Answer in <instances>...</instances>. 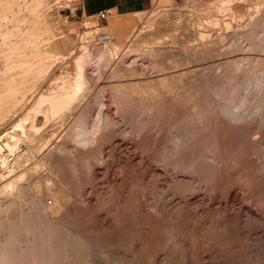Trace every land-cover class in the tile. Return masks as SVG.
I'll return each mask as SVG.
<instances>
[{
  "label": "rangeland",
  "instance_id": "1",
  "mask_svg": "<svg viewBox=\"0 0 264 264\" xmlns=\"http://www.w3.org/2000/svg\"><path fill=\"white\" fill-rule=\"evenodd\" d=\"M166 1L150 0V2L143 10L126 14L111 12L107 18L102 19L99 18L98 14L81 16L76 10L79 0H47L46 2L48 3L47 5L49 7L48 8L47 5H45L48 8L47 12L52 10L50 11V14H52L50 16H48L47 14L46 20L49 23H52H48L49 27H51L52 29L51 30L49 28V31L51 30V34H55L56 37H60V39H57V44L54 41V43H46V45L45 42H42L43 45H41L42 43L39 45V47L41 46L42 48L41 49L38 47L41 50L42 54L40 56L41 60H39L37 65L35 64L34 68L30 72L31 74L25 73L24 66V68L21 66L19 68H13V70H10L8 73H4V70L0 69L1 83H4L5 80L7 81L12 77H15L17 80H19L20 77H22V79L23 77H25L23 81H21L20 87L15 91L17 98L15 99L14 97L11 100V102L13 101L14 103L10 102V105H15H11V109L9 107L2 108L3 111L4 109H10V113L6 118L0 121V140L2 139L0 141V177L3 178V180L1 179L3 182L7 184L8 182L11 183L8 184L6 188H3L0 185V190L4 191L5 189H7L8 192L9 190L11 192V190L13 189L12 192L16 193L15 194L11 192V195L9 194L10 192H7V194L10 195L8 196L3 191H0V223L5 225L4 226L0 224V238L2 236V239L4 241V239L7 238V235L8 237H10L11 235L17 240L19 248L18 252L21 254L20 257H22V259L24 258L23 260L21 259L23 262H25V260L27 261V259V262H30V259H32V257H38V254L45 255L40 249L37 250L38 247L34 246L35 237L37 238L41 233L38 231V228L45 227L42 230H47L48 232H46V234L50 235V237L44 235L45 237L50 238V240L48 239V241L51 242L50 247H53L54 245L52 244V241H54L53 243L55 244L57 243L53 248H50L49 258L53 257L51 260L58 259L60 261L62 259V264H264V0H256L257 2H255V0H244V2L243 0H232V2L234 3L230 1L231 9L229 8L226 10H217L215 8H212V10L210 9L211 12H215H212L211 14H207L208 12L210 13V11H208L206 8V6L208 5L207 0H177V2L179 1L178 4L173 3L176 0ZM218 1L220 2V0ZM205 2H207V5L205 4ZM51 4L54 7H52ZM45 6L42 9H45ZM205 8L207 11L205 10ZM54 9L55 11H53ZM167 9H170L169 11L171 12L173 10L172 13H174L171 14L173 16H171L169 13L171 23L168 21L169 18L168 20H166L165 18L167 17L164 18L162 16V14L164 15L165 13H167ZM257 10L260 13H256ZM185 11L188 13H186ZM175 12H177L176 15ZM203 12L206 14H203ZM201 13L203 16L201 15ZM241 13L243 14L241 15ZM193 14L194 16H192ZM237 14L239 18L237 17ZM158 15L160 18H163H157ZM208 15H212V17L209 18ZM197 16L202 17H199V19ZM175 17L177 18L175 19ZM212 18L217 19L219 23H210V19ZM177 19L179 20L178 22ZM187 19H189V21L192 20L191 23L187 21L186 24V22L184 21H186ZM198 20H200L201 23L195 26V23L200 22ZM223 20L225 21L224 23ZM176 22L178 24L180 23V26H182L179 27ZM228 22L230 23V25ZM188 23L190 25H188ZM225 23L228 25V28ZM142 25H144L145 27H142ZM150 25L152 27H150ZM167 26L169 27V29ZM174 26H178L179 28H176ZM121 29L126 30V33L130 32L132 29H138V31L141 30V36L144 37L146 35L145 37H147L149 40L148 41L146 40V38H143V44L146 45V47L144 48L146 49L148 47L149 49H151L153 47L152 44H155L154 46H156V44L159 45V43L163 46H165V44L166 46L168 44L169 46L170 44L173 45V47H176L175 52V48L173 47H171L173 51H165V53L170 52L169 54H174L173 57H170L172 56V54L169 56L168 53L167 56L166 54L163 55L164 52L160 55L157 54L158 56L154 54L156 56L155 59L154 55H152L151 57H147L148 53L146 55H142V52H140L141 54L139 56V52H137L138 54L136 53V51H134L135 54L134 52L131 53L129 49L131 50L132 48H127L129 47V43L123 41L125 40L123 37L121 39V37L118 36L117 31ZM145 29H148L149 31ZM160 29L164 31H161ZM196 29L201 31L203 34L204 32L205 34L208 33L206 34V36H208L205 37V39L207 38L208 41L212 38V40L215 41V44L212 45L213 47H210V50L208 49V55H202L204 58L200 56L198 58L199 60L197 59L198 56H196V58H193V56H195L194 53L193 56H189V54H191L190 52L193 50L192 47L195 48L196 45H200L199 43L203 38H201L200 36L201 39H199V35L192 32ZM142 30L143 33L144 31L147 32L142 35ZM152 30L153 32H151ZM154 30L156 31V33L157 30L158 32H161H159V34H156L154 33ZM168 31L170 32V35ZM150 34L152 35L150 36ZM147 35H149L151 38ZM157 35H160L161 37L159 38ZM162 36H166L167 39L164 40ZM142 37H140V41H142ZM173 37L175 39L177 38V41H175ZM179 37H182V39L180 38V40H178ZM161 38L163 41H161ZM168 38H170V40ZM117 39L119 40V42L122 40L125 44L123 45V42H121L120 47L119 45H117L116 48H114L115 50L112 49L117 54L111 50L113 52L112 56L114 57V59H109L110 61H115H112V63L106 59L107 61H109L108 63H106L104 61L105 54L102 55L104 49L106 50L109 46L111 47L112 41H116ZM205 39L203 41H205ZM144 40L148 42L145 41L144 43ZM150 40L152 41V43ZM191 43H193L194 45L196 44L195 47L193 44L192 46ZM204 43L202 42V45L200 47L203 48V45H205ZM84 44L86 45L85 48L83 46ZM189 46L192 47L190 48ZM117 47L120 49H118ZM184 48H190L191 51L190 49L185 50ZM213 48H217V50ZM125 50H127V52ZM184 50L187 51V54L186 52H182ZM69 51L73 52H71L70 54ZM124 51L126 54H124ZM128 51L130 52V54ZM84 52H88V58H90V60L87 58L89 61L87 60L88 63L85 62V66H87L85 68L90 75H95L93 81L89 82L90 88L88 89V93L86 88L85 90H81L82 93L80 92V94L76 96L77 98L73 99V103L68 106L69 109L66 108L65 111H62V113H57L60 115L56 116L54 114V117L50 116V114L47 117L48 119L44 117V111L48 109V105L46 103L45 105H42L41 110H43L41 111V113L39 112V119L37 118L36 120H34V112L31 111V106H33L35 101H37V97H39L43 93H48L49 89H52L53 87V90L55 89V87H57L55 90L61 89L64 91L65 87H67L66 85L69 83H71V85L69 84L70 86H68L71 88V90L73 89L72 83L74 84V82L72 81L76 79L75 76L77 73L76 57L82 55ZM65 53L66 55L63 56V54ZM121 53H123L122 55L125 56H122ZM106 54L108 55L109 52H106ZM209 54L211 56H209ZM216 55H218V57ZM164 56H169L170 59L164 58ZM63 57L66 59H64ZM99 57L101 58L99 59ZM115 57L117 59H115ZM121 57L122 66L130 67L133 65L132 67L135 68L141 67L139 68L141 69L139 71V74L135 76L132 75L133 77H131L130 75L127 78L124 77L123 79L121 77L119 78L118 76L110 77L109 73L111 72L112 74V70L114 68H112V66H115L114 63H116V61L118 60H121ZM124 57L125 59H123ZM157 57L161 60H164L161 61ZM152 58L156 61L159 60V64L166 66V71L168 70L173 72L177 70L179 73L181 71V73L185 72L186 74H188L186 75L182 73V78V74L176 73L178 74L177 76H180L178 77V79H171L174 84L169 79L171 83L169 84L167 83L168 81L166 82L168 84L166 85L168 86L167 89L163 88L164 90H162L160 88L161 92L158 89L159 93H162L161 95L156 90L157 88H159L156 84V89L154 87H150L151 89L144 88V90L143 88H141L140 90L144 91L142 93H138L139 89L136 90V92L133 90L134 96L131 97V95L133 94L131 93L129 97L125 98L124 96L122 97L121 93H124L126 89L121 88V90L119 91L121 97L116 99L118 97L117 94L115 95L116 90L110 87V84L124 80H127V82L135 81V79L143 77V75L140 74L142 68L144 70L146 68V74L144 70L142 71L144 72V77L146 76L148 77V79H150V77L153 78L152 76H157L156 74H158L159 72H157V69L152 67ZM175 58L177 63H175ZM92 60L95 61L93 62ZM98 60H101V62L104 61V65ZM131 60H133V62ZM168 60V64H170V66H168L166 63ZM252 60L254 62H252ZM178 61H180L181 63ZM225 61L226 64H224ZM3 62L4 59L3 61H0V67L4 64ZM96 62L102 65H97ZM125 62L130 64L128 65ZM171 62L173 63V65ZM256 62L257 65L259 63V65H262L263 67L259 65V67H257ZM261 62L262 64H260ZM105 63L107 65L109 64L110 66L106 67ZM124 63L125 65H123ZM209 65L214 67H208ZM122 66L121 68H123ZM230 66H232L233 68ZM248 67L249 70L251 69L253 71H256L249 72ZM186 68H189L190 70H187ZM193 68L197 70V72L194 71L196 74H198L197 76L194 72H192L194 70ZM204 69H206L207 71ZM39 70H43V72H41V74H38V77L37 73H39ZM150 70L152 71V75ZM226 71L228 73H226ZM191 73L192 75L190 76L189 74ZM223 73H225V75ZM231 73L232 75H230ZM4 75H6V77L9 76L10 78L8 77V79H5L6 77ZM177 76L175 75V77ZM190 77L195 78L196 80L193 79V82L191 83V81H188L192 79ZM233 79L235 82L233 81ZM60 85L61 87L63 85L64 89L63 87L59 88ZM170 85H172V90L169 89V92L173 91L170 93H176L175 96L178 94L176 98L174 97V94L172 96L169 92H167ZM180 86L183 87L181 88ZM232 87L234 89H232ZM178 88H180L181 90ZM103 89L105 90V92ZM145 89L147 92L145 91ZM71 90H68L66 88V92H71ZM151 91H155V94L158 93L160 97H162V100L160 101V103H162L158 104V106H160L158 107L156 105L157 107L155 106L154 110H152L151 113L141 114L140 112H138L139 114L137 113L136 116H133V112H135V110L133 109L135 108L137 110V108L140 107V104L145 98L152 97L151 95H153L154 93H151L150 95ZM212 91L214 93H212ZM84 94H86L87 96ZM20 96L24 99H21ZM164 96H169L171 100L173 98L175 99L171 101L169 97L167 99ZM160 97L157 96V98L161 99ZM177 98H179V101ZM185 98H188L190 100L192 99V102L187 99L185 100ZM224 99H226L227 101ZM20 100L22 102H20ZM181 100H185L184 102L189 101V103H183V101ZM17 101L19 103H17ZM167 101L169 102L167 103ZM255 103H257L258 105ZM219 104L222 106H220ZM195 105L197 106V108L198 106H200L201 108L199 107L197 109ZM221 108H223L224 110H221ZM196 110L198 112H194ZM222 111L224 113L226 111L225 114L227 116H224L225 114ZM64 112L66 115L64 114ZM188 112L189 115H187ZM256 112L257 114H255ZM149 114H153V117L152 115L149 116ZM245 114H247L248 116H244ZM193 115L195 116L192 117ZM185 116L191 117L189 120H186L187 117ZM237 116H239V119L237 118ZM147 117L150 118V120ZM200 117L202 118V121ZM180 119L183 120L178 121ZM237 120L238 122H236ZM33 121H36V124L38 123L36 126H38L37 129H39L38 134L36 135L34 132L32 133V130L29 127L30 124L33 123ZM186 121H188V123ZM180 124H183L186 127H184L183 125V127H180ZM75 125H78V127H76ZM174 125H177V128ZM159 128L162 129L159 130ZM184 128L185 131H187L186 133H188L189 135H185ZM29 129L31 131H29ZM178 131L181 132L178 133ZM13 132H19V135L22 134V136L16 135L12 138L11 133ZM29 132L33 134H31V137L28 136L29 134H27ZM88 132L90 133V135L88 134ZM8 133H10L11 137L8 135L6 136L5 140V136L3 135H7ZM39 134H45L44 136H46L45 138H47L45 139L47 141L45 151L47 153H52H48L46 155V157L48 158H46V160L44 158L45 163L41 164V167L38 166L39 168L37 167L36 171L31 167L41 159V154L38 151H34L32 153V156L30 157L31 159L29 158L28 160H26V158L23 157V159L25 160H23V162L25 163H23L21 160L20 162H18L19 165L14 163V160L11 159V156L9 160H6L5 157L11 154L10 147H13L12 145H10L13 141L9 142L8 138H12L14 140L16 137H22V139H19L20 141L17 142L16 140L18 147L17 149L19 153H24L23 155L26 156L25 152L29 153L31 151L32 145L36 143H42L41 141H39V138L36 137ZM176 134L178 135L176 136ZM191 134H193L194 136H191ZM80 135L81 137H79ZM171 135L174 140L171 138ZM174 135L178 140L180 139V143L181 137H183V135L187 137H183L184 140L182 139L183 142L181 143L180 147H176L173 144L176 143V138ZM1 136L4 138H2ZM23 136H26L28 139L26 137V139H23ZM189 136H191L193 140L191 138H188ZM91 137L93 141L91 140ZM186 142L190 143L186 144ZM85 143L88 144L86 145ZM208 144L210 146H208ZM59 145L63 148V150ZM57 147H59L60 150H58L59 148ZM97 150L98 152H95ZM83 152H85V154H83ZM94 154H96L98 157ZM48 159L49 161H47ZM5 164L7 165V167ZM197 166L200 167L198 168ZM15 167L16 169H14ZM12 169L13 171H11ZM7 171L11 175L7 173ZM2 174L4 175L2 176ZM18 176L19 178H17ZM21 177L23 179H21ZM16 178L18 180V183H15L17 181ZM11 180L14 181L12 182ZM2 181L0 182V184L2 183ZM46 183L49 186L45 185ZM15 185H18V187H15ZM12 186L15 188H13ZM27 189H29V191ZM20 191H22V194ZM31 192L33 193V195H31ZM58 192H60V195L58 194ZM53 196L54 198L57 197V201L59 198V202L56 204L58 205L59 203H61L63 206L60 204L61 207L60 205H58V207L54 206L55 208H49L50 211L49 209L47 211H42L45 209H43L42 207L41 210V203L46 201L47 204L51 205L52 203H54ZM36 197L39 199H36ZM1 201L4 203H2ZM11 201H13V204H11ZM28 201H30V204H28ZM16 202L19 204L17 205ZM38 206L40 209H38ZM5 207L8 208V211ZM12 207L14 208L11 212V210L9 209H11ZM56 207L58 208V210ZM54 210H57L58 212ZM13 213L15 216L13 215ZM53 213L54 216H52ZM55 216H57V218ZM11 217L13 218V220H11ZM38 217L39 219H41L39 220ZM9 218L11 222L8 220ZM7 220L10 224L7 223ZM3 221L6 223H4ZM43 223L44 225H46L40 226ZM61 224L63 228L66 227V230L62 229ZM8 227H10V230L13 228V231L11 230V232H9L10 230L8 229ZM27 227L29 229H27ZM33 227L37 228H35L36 231ZM56 227L58 229H56ZM52 228L54 231L51 230ZM37 231L39 233L38 236ZM34 233L36 236L34 235ZM2 239H0L1 242H3ZM26 239L27 241H25ZM62 239H64V241ZM66 239L67 242H65ZM29 240L31 242H29ZM58 242L61 243L59 244ZM69 242H71V246L69 245ZM26 244L29 245L30 249H32L33 254H36L35 256L32 254L31 250L28 249V246H26ZM33 246L34 249L37 248L35 251L33 250ZM24 248L26 249V251L28 249V253L24 250ZM21 249H23L24 252L21 251ZM62 253L63 255H61ZM23 254H25L26 256ZM45 256V259L48 260L47 255ZM54 256H57L58 258H55ZM37 259L39 260V258ZM45 259L43 257L40 258L41 263H43ZM58 260H56V262ZM61 262L58 261L57 264H61ZM53 264H55V261Z\"/></svg>",
  "mask_w": 264,
  "mask_h": 264
},
{
  "label": "bare ground",
  "instance_id": "2",
  "mask_svg": "<svg viewBox=\"0 0 264 264\" xmlns=\"http://www.w3.org/2000/svg\"><path fill=\"white\" fill-rule=\"evenodd\" d=\"M47 0H0V61H3V59H4V64L0 67V69H2V70H4V73H8L10 70H13V68H16V67H23L24 68V71H25V73H30L31 71H32V69L34 68V66H35V64L37 65V63L39 62V60H41V50L39 49V48H41V46L39 47V45L42 43V42H45V45H46V43H54V41H55V43L57 44V39L59 38L60 39V37H56V35L55 34H51V27H49V24H52V23H49L46 19H47V14H48V16H50L51 14H50V11H52V10H50L49 12H47V9L49 8L48 7V3L46 2ZM49 1V0H48ZM163 1V0H162ZM166 1V0H165ZM168 1V0H167ZM166 1V2H167ZM170 1V0H169ZM206 1V0H205ZM232 2V0H220V2L217 0H207V2H208V5H207V2H205V4L207 5H205L206 6V8H207V10L208 11H210V13L208 12L207 14H211L212 12H215V11H212L211 12V10H212V8H215V9H217V10H226V9H229L230 8V3ZM258 1V0H257ZM256 0H255V2H257ZM179 2V1H178ZM178 2H177V0L175 1V2H173V3H175V4H178ZM193 2V1H192ZM196 2V1H195ZM241 2V1H240ZM240 2H238V3H240ZM243 2H244V0H243ZM243 2H242V4H243ZM246 2V1H245ZM250 2V1H249ZM53 3V2H52ZM56 3V2H55ZM232 3H234V2H232ZM237 3V4H238ZM254 3V2H253ZM261 3V2H260ZM174 4V5H175ZM252 4V3H251ZM45 5H47V7L45 6ZM52 5V4H51ZM171 5V4H170ZM188 5V4H187ZM232 5H234V4H232ZM247 5V4H246ZM44 6H45V9H42V8H44ZM56 6V5H55ZM177 6V5H176ZM197 6V5H196ZM239 6V5H238ZM250 6V5H249ZM52 7H54L53 5H52ZM57 7V6H56ZM63 7V6H62ZM168 7V6H167ZM178 7V6H177ZM241 7V6H240ZM180 8V7H179ZM178 8V9H179ZM206 8H205V10H206ZM209 8V9H208ZM171 9H172V7H171ZM173 9H174V7H173ZM177 9V10H178ZM195 9V8H194ZM211 9V10H210ZM231 9V8H230ZM168 11H167V13H165L166 12V9H165V16L162 14V16L165 18V17H167V18H165L166 20H168V18H169V22L171 21L170 20V16H169V13H170V15L171 14H174V13H172L173 12V10H172V12L171 11H169L170 9H167ZM206 10V11H207ZM53 11H55V9L53 10ZM162 11V10H161ZM234 11H236V10H234ZM243 11V10H242ZM255 11V10H254ZM260 11V10H259ZM47 12V13H46ZM163 12V11H162ZM182 12V11H181ZM186 12V11H185ZM184 12V13H185ZM218 12V11H217ZM230 12V11H229ZM232 12V11H231ZM246 12H247V10H246ZM54 13V12H53ZM183 13V12H182ZM186 13H188V12H186ZM185 13V14H186ZM219 13V12H218ZM235 13V12H234ZM245 13V12H244ZM256 13H260V12H258V10H257V12ZM256 13H254V14H256ZM177 14V12H175V15ZM189 14H190V12H189ZM192 14V13H191ZM200 14V13H199ZM203 14H206V13H204L203 12ZM217 14V13H216ZM223 14V13H222ZM243 13H241V15H242ZM248 14V13H247ZM253 14V13H252ZM179 15H183V14H179ZM178 15V16H179ZM201 15H202V13H201ZM215 15V14H214ZM214 15H213V17H214ZM219 15V14H218ZM221 15V14H220ZM258 15V14H257ZM264 15V14H263ZM59 16V15H58ZM171 16H173V15H171ZM192 16H194V14L192 15ZM203 16V15H202ZM202 16H199V17H202ZM206 16V15H205ZM209 16V18L210 17H212V15H208ZM224 16H226V15H224ZM228 16V15H227ZM240 16V15H239ZM46 17V18H45ZM157 17V16H156ZM155 17V18H156ZM163 17H161V18H163ZM182 17V16H181ZM198 17V16H197ZM196 17V18H197ZM198 17V18H199ZM216 17V16H215ZM237 17H238V14H237ZM259 17V16H258ZM257 17V18H258ZM157 18H160L159 17V15H158V17ZM160 18V19H161ZM177 17H175V19H176ZM183 18V17H182ZM189 18V17H188ZM193 18V17H192ZM222 18H224V17H222ZM234 18V17H233ZM239 18V17H238ZM241 18H243V17H241ZM261 18V17H260ZM159 19V20H160ZM174 19V18H173ZM179 19V18H178ZM177 19V22L179 21ZM184 19V18H183ZM190 19H191V17H190ZM200 19V18H199ZM207 19H208V17H207ZM259 19V18H258ZM49 20V19H48ZM182 20V19H181ZM211 20V21H210ZM209 21H210V23L211 22H213V23H215V24H217V23H219V21L217 20V19H214V18H212V19H210ZM229 20V19H228ZM51 21V20H50ZM172 21H174V20H172ZM184 21V20H183ZM187 21H189V19H187L186 21H184V22H186V24H187ZM192 21V20H191ZM191 21H189L190 23H191ZM198 21H200V20H198ZM222 21V20H221ZM232 21V20H231ZM151 22V21H150ZM156 22V21H155ZM176 22V23H177ZM225 21L223 20V23H224ZM264 22V21H263ZM49 23V24H48ZM121 23V22H120ZM171 23V22H170ZM174 23V22H173ZM183 23V22H182ZM201 23V21L200 22H198V23H195V26L197 25V24H200ZM212 23V24H213ZM226 23H227V21H226ZM225 23V25H227ZM229 23V22H228ZM148 24V23H147ZM157 24V23H156ZM161 24V23H160ZM178 24V23H177ZM185 24V25H186ZM222 24V23H221ZM114 25V24H113ZM124 25V24H123ZM145 25V24H144ZM144 25H142V27L144 26ZM174 25V24H173ZM179 25V27H181L180 26V23L178 24ZM188 25H190L189 23H188ZM194 25V24H193ZM220 25V24H219ZM218 25V26H219ZM229 25H230V23H229ZM47 26V27H46ZM51 26V25H50ZM125 26V25H124ZM149 26V25H148ZM162 26V25H161ZM202 26V25H201ZM44 27H45V29H44ZM115 27V26H114ZM134 27V26H133ZM137 27V26H136ZM145 27V26H144ZM147 27V26H146ZM150 27H152L151 25H150ZM163 27H165V26H163ZM168 27V26H167ZM171 27H172V25H171ZM174 27H178V26H174ZM178 27V28H179ZM49 28L51 29L50 31H49ZM129 28V27H128ZM127 28V29H128ZM157 28V27H156ZM160 28V27H159ZM159 28H158V30H159ZM175 28V29H176ZM185 28V27H184ZM183 28V29H184ZM189 28V27H188ZM226 28V27H225ZM227 28H228V25H227ZM109 29V28H108ZM112 29V28H111ZM117 29V28H116ZM142 29V28H141ZM162 29V28H161ZM160 29V30H161ZM165 29V28H164ZM168 29H169V27H168ZM167 29V30H168ZM182 29V30H183ZM190 29V28H189ZM192 29V28H191ZM203 29V28H202ZM105 30H106V28H105ZM114 30H115V28H114ZM145 30H147V31H149L148 29H145ZM158 30H157V33L159 34V32H161V31H164V30H161V31H159L158 32ZM166 30V29H165ZM172 30V29H171ZM185 30V29H184ZM113 31V30H112ZM141 30H139L138 31V29L136 30V29H132L130 32H128V33H126V30H123V29H121V30H118L117 31V33H118V36L119 37H121V39H122V37L125 39V40H123V41H125V42H127V43H129V47H127L128 49L129 48H132L131 50L129 49V51H131V53H133L134 51H136V53L137 52H139V54H138V56L141 54L140 52H142V55H146L147 53H148V56L147 57H151L152 55H154V54H156V56H158L157 54H161V53H163V55L164 54H166V56L170 53H168V52H166L165 53V51H170V50H172V48L171 47H173V45H171L170 44V46H169V44L166 46V44H165V46H163V45H161L160 43H159V45H157L156 44V46H154L155 44H152L153 45V47H152V45H151V49H149V47H148V44H147V49L146 48H144V47H146V45H144L143 44V38L145 39L146 38V40H148V38L147 37H142L141 36V32H140ZM146 31V32H147ZM155 31V30H154ZM170 31V30H169ZM168 31V33H169V35H170V32ZM175 31V30H174ZM145 31H144V33H146ZM151 32H153V30L151 31ZM151 32H149V33H151ZM189 32V31H188ZM193 33H195V34H198L199 36V39H201L202 37V41L199 43L200 45H196V47H195V45L193 44V43H191V45L193 44L194 45V47L195 48H193L192 46V51H191V47L189 48L190 49V53L192 54H189V56L191 57V56H193V53H194V55L195 56H193V58H196V56H198L197 57V59L200 57V56H204V55H208L207 53H209L208 51L210 50L209 48L210 47H213L212 45L213 44H215V41L214 40H212V39H210L209 41H208V39L206 40L205 39V37H207L206 36V34H208V33H206L205 34V32H204V34L201 32V31H199V30H194V31H192ZM112 33H114V32H112ZM142 33H143V30H142ZM144 33L142 34V35H144ZM154 33H156V31L154 32ZM153 33V34H154ZM156 33V34H157ZM162 33H164V32H162ZM161 33V34H162ZM172 33V32H171ZM175 33V32H174ZM177 33V32H176ZM51 34V35H50ZM92 34V33H91ZM156 34H155V36H156ZM167 34V33H166ZM184 34H186V33H184ZM152 34H150V36H151ZM182 35V34H181ZM112 36V35H111ZM115 36V35H114ZM142 37V41H140V37ZM147 36H149V35H147ZM149 36V37H150ZM154 36V35H153ZM158 36V35H157ZM168 36V35H167ZM174 36V35H173ZM195 36V35H194ZM200 36H201V38H200ZM211 36V35H210ZM89 37H91V36H89ZM159 38L161 37L160 35L158 36ZM157 37V38H158ZM165 37V38H164ZM162 36V38L165 40V39H167L166 38V36ZM175 37V36H174ZM173 37V38H174ZM177 37H178V35H177ZM187 37V36H186ZM151 38V37H150ZM149 38V39H150ZM154 38V37H153ZM162 38H161V41H163L162 40ZM180 38L182 39V37H179L178 38V40H180ZM62 39V38H61ZM119 39V38H118ZM117 39V40H118ZM169 40H170V38H168ZM177 39V38H176ZM175 38H174V40L175 41H177ZM189 39V38H188ZM205 39V41H203ZM216 39V38H215ZM112 41V45H111V47L109 46V45H107V46H109L108 47V49H104V52L103 51H101V52H103V54L102 55H104V57H105V59H104V61L106 62V63H108L109 61H110V59L112 58V59H114V57L112 56V51H114L115 49L114 48H116V46L117 45H119V47H120V43L121 42H123L122 40L119 42V40L118 41ZM146 40H144V43H145V41ZM153 40V39H152ZM158 40V39H157ZM160 40V39H159ZM172 40V39H171ZM193 40V39H192ZM59 41V40H58ZM149 41V40H148ZM148 41H146V42H148ZM151 41V40H150ZM154 41V40H153ZM161 41H159V42H161ZM174 41V42H175ZM188 41V40H187ZM199 41V40H198ZM208 41V42H207ZM140 42H142V43H140ZM158 42V41H157ZM156 42V43H157ZM166 42V41H165ZM167 42H168V40H167ZM183 42V41H182ZM190 42H191V40H190ZM204 43L205 45H203L204 47L202 48V47H200L202 44L201 43ZM217 42V41H216ZM61 43V42H60ZM151 43H152V41H151ZM196 43V42H195ZM255 43V42H254ZM258 43V42H257ZM256 43V44H257ZM108 44V43H107ZM111 44V43H110ZM125 43L123 42V45H124ZM162 44H164V43H162ZM183 44V43H182ZM182 44H181V46H182ZM217 44V43H216ZM260 44V43H259ZM258 44V45H259ZM41 45H43V43L41 44ZM52 45V44H51ZM144 45V46H143ZM189 45V44H188ZM54 46V45H53ZM84 46V48H85V44L83 45ZM175 46V45H174ZM180 46V45H179ZM253 46H255V45H253ZM257 46V45H256ZM39 47V48H38ZM46 47V46H45ZM49 47V46H48ZM59 47V46H58ZM73 47V46H72ZM124 47V46H123ZM264 47V46H263ZM118 48V47H117ZM126 48V49H127ZM173 48H175L174 49V52H175V50H176V47H173ZM183 48V47H182ZM258 48V47H257ZM42 49V48H41ZM46 49V48H45ZM45 49H44V51H45ZM51 49V48H50ZM72 49V48H71ZM112 49H114V50H112ZM118 49H120V48H118ZM127 49V50H128ZM149 49V50H148ZM178 49V48H177ZM181 49V48H180ZM185 49V48H184ZM186 49H188V48H186ZM185 49V50H186ZM188 49V50H189ZM209 49V50H208ZM213 49H216L217 50V48H213ZM255 49V48H254ZM263 49V48H262ZM262 49H261V51H262ZM63 50V49H62ZM112 50V51H111ZM117 50V49H116ZM127 50H125L126 52H127ZM133 50V51H132ZM183 50V49H182ZM182 51V52H186V54H187V51ZM47 51H48V49H47ZM55 51V50H54ZM109 52V54L107 55L106 54V52ZM125 51H124V54H126L125 53ZM128 51V52H129ZM148 51V52H147ZM173 51V50H172ZM259 51V50H258ZM43 52V51H42ZM53 52V51H52ZM67 52H68V50H67ZM66 52V53H67ZM71 52H73V51H71ZM71 52L69 51V53L71 54ZM115 52V51H114ZM118 52V51H117ZM121 52H123V51H121ZM213 52V51H212ZM218 52V51H217ZM45 53H46V51H45ZM64 53V52H63ZM66 53L65 54H63V56H65L66 55ZM116 53V52H115ZM115 53H114V55H115ZM168 53V54H167ZM211 53V52H210ZM262 53V52H261ZM55 54V53H54ZM87 54V55H86ZM117 54V53H116ZM123 53H121V55H122ZM129 54H130V52H129ZM134 54H135V52H134ZM149 54H150V56H149ZM172 54V53H171ZM171 54H169V56L171 55ZM184 54V53H183ZM44 55V54H43ZM51 55V54H50ZM90 55H91V53H90ZM118 55H119V53H118ZM141 55V56H142ZM162 55V56H163ZM173 55L174 54H172V56H170V57H173ZM182 55V54H181ZM253 55V54H252ZM54 56V55H53ZM56 56V55H55ZM96 56V55H95ZM112 56V57H111ZM122 56H125V55H122ZM127 56V55H126ZM137 56V55H136ZM140 56V57H141ZM155 55H154V59H155V57H156ZM162 56H160V57H162ZM169 56L168 57H165L164 56V58H169ZM188 56V55H187ZM202 56V57H203ZM205 56V57H206ZM209 56H211L210 54H209ZM217 57H218V55H216ZM256 56V55H255ZM48 57H49V55H48ZM102 57V56H101ZM101 57H99V59L101 58ZM103 57V58H104ZM118 57V56H117ZM120 57V56H119ZM140 57H138V58H140ZM146 57V56H145ZM186 57V56H185ZM64 58V57H63ZM88 52L87 53H83L82 55H80V56H78V57H76V65H77V73H76V76H75V80L74 81H72V82H74V84L72 83V85H73V89L71 90V88L69 87L70 85H71V83H69V84H67L66 86L67 87H65V89H64V86H65V84H64V86L62 85V87H63V89H64V91L63 90H61V89H57V90H55L57 87H55V89L53 90V88L52 89H49V92L48 93H43V94H41L39 97H37V101H35V103H34V105L33 106H31L32 108H31V111H33L34 113V120H36L37 118H38V116H39V112L41 113V111L43 110H41V108H42V105H45L46 103H47V105H48V109H46L44 112V117H48L50 114V116H52V117H54L55 115L57 116V115H60V114H57V113H62V111L64 110L65 111V109L67 108V109H69V107L68 106H70V104L71 103H73V99L74 98H77L76 96L77 95H79L80 94V92H81V90H85V88L87 89V93H88V89L90 88V86H89V82L90 81H93V78L95 77V75H90L89 73H88V71L86 70V68L85 67H87V66H85L86 64H85V62H87L88 63V61L90 60V58H88ZM110 58V59H109ZM158 58V57H157ZM188 58V57H187ZM204 58V57H203ZM209 58V57H208ZM248 58V57H247ZM2 59V60H1ZM64 59H66V58H64ZM96 59V58H95ZM109 60V61H107V60ZM115 59H117L116 57H115ZM123 59H125V57L123 58ZM135 59H136V57H135ZM134 59V60H135ZM147 59V58H146ZM153 59V58H152ZM153 59V60H154ZM159 59V58H158ZM163 59V58H162ZM170 59V58H169ZM179 59V58H178ZM183 59V58H182ZM256 59V58H255ZM260 59V58H259ZM262 59V58H261ZM88 60V61H87ZM102 60V59H101ZM101 60L99 61V62H101ZM139 60V59H138ZM143 60V59H142ZM149 60H151V59H149ZM153 60H151L152 62L151 63H153L152 64V67L153 68H155V69H157V72H159L158 74H156L157 76H152L153 78H151L150 77V79H148V77H144V72H142L144 69L142 68V71L140 72V74H142L143 75V77H139V78H137V79H135V81H128L127 82V80L125 81H117L116 83H112V84H110L111 86L110 87H112V88H114V90H116V93H115V95L117 94V98L116 99H118L119 97H121V94H122V97L124 96V98L125 97H129L130 96V94L131 93H133L132 95H131V97L132 96H134V92H133V90L136 92V90H140L141 88H143V90H144V88H146V89H148V88H150V87H154L155 88V86H156V84H157V86L159 87V88H155L156 90H157V92L159 93V91H158V89L160 90V88L162 89V90H164L163 88H166L167 89V87L168 86H166V85H168L167 83H171L172 82V80L171 79H173V78H177L178 79V77L180 76H177L178 74H182V73H184V74H186L185 72H182L181 73V71H180V73L176 70V71H173V72H171V71H166V66H164V65H162V64H159L158 63V61L159 60H161V59H159V60H154V62H153ZM164 60V59H163ZM163 60H161V61H163ZM174 60V59H173ZM199 60V59H198ZM203 60V59H202ZM223 60V59H222ZM264 60V59H263ZM93 61V60H92ZM95 61V60H94ZM93 61V62H94ZM103 61V62H104ZM112 61H115V60H111L110 62H112ZM132 62H133V60H131ZM136 61V60H135ZM144 61V60H143ZM171 61V60H170ZM175 61H176V58H175ZM193 61V60H192ZM219 61V60H218ZM259 61V60H258ZM260 61H262V60H260ZM103 62H101L102 64H103ZM138 62V61H137ZM146 62V61H145ZM164 62H166V61H164ZM168 62H169V60L166 62L167 63V65L168 66H170V64H168ZM178 62H180V61H178ZM196 62V61H195ZM216 62V61H215ZM228 62V61H227ZM252 62H254L253 60H252ZM90 63V62H89ZM92 63V62H91ZM97 63V62H96ZM105 63V65H106V67L107 66H110L109 64L107 65ZM113 63V62H112ZM126 64H128L127 62H125ZM125 63L123 64V65H125ZM136 63V62H135ZM172 63V62H171ZM175 63H177V61L175 62ZM174 63V64H175ZM181 63V62H180ZM184 63H185V61H184ZM188 63H189V60H188ZM201 63V62H200ZM222 63V62H221ZM264 63V62H263ZM40 64V63H39ZM102 64H98L97 63V65H102ZM115 64V66H112V68H113V70H112V74H111V72L109 73L110 75V77L112 76H118L119 78L121 77L122 79L124 78V77H128V76H130L131 75V77H133L132 75H138L139 74V71L141 70V69H139V68H141V67H138V68H135V67H132V66H122V57H121V60H118V61H116V63H114ZM130 64V63H129ZM128 64V65H129ZM133 64V63H132ZM165 64V63H164ZM186 64H187V62H186ZM190 64H191V62H190ZM217 64V63H216ZM224 64H226V61H225V63ZM248 64V63H247ZM253 64V63H252ZM260 64H262V62L260 63ZM104 65V64H103ZM123 67V68H121V66ZM135 65V64H134ZM138 65H139V63H138ZM141 65H143V64H141ZM150 65V64H149ZM148 65V66H149ZM172 65H173V63H172ZM179 65V64H178ZM177 65V66H178ZM181 65V64H180ZM185 65V64H184ZM222 65V64H221ZM227 65H228V63H227ZM256 65H257V62H256ZM255 65V66H256ZM258 65H259V63H258ZM257 65V67H259V66H262V65H259L258 66ZM89 66V65H88ZM93 66V65H92ZM203 66V65H202ZM211 65H209L208 67H210ZM264 66V65H263ZM262 66V67H263ZM38 67V66H37ZM136 67H137V65H136ZM143 67V66H142ZM146 67V66H145ZM212 67H214V66H211V68ZM230 67H232V66H230ZM17 68V69H18ZM89 68V67H88ZM103 68V67H102ZM111 68V69H112ZM152 68V69H153ZM170 68V67H169ZM174 68V67H173ZM178 68V67H177ZM219 68H221V67H219ZM233 68V67H232ZM253 68H254V65H253ZM252 68V69H253ZM37 69V68H36ZM40 69V68H39ZM148 69V68H147ZM172 69V68H171ZM187 69V68H186ZM189 69V68H188ZM187 69V70H188ZM194 70L192 71V72H194V71H196L197 72V70H195V68H193ZM229 69V68H228ZM263 69H264V67H263ZM262 69V70H263ZM107 70V69H106ZM145 70H146V68H145ZM144 70V71H145ZM154 70V69H153ZM186 70V71H187ZM190 70V69H189ZM191 70H192V68H191ZM204 70H206V69H204ZM209 70V69H208ZM248 70H249V67H248ZM255 70V69H254ZM261 70V69H260ZM259 70V71H260ZM23 71V72H24ZM34 71H38V70H34ZM86 71H87V73L89 74H87L86 73ZM111 71V70H110ZM147 71H149V70H147ZM151 71V70H150ZM185 71V70H184ZM207 71V70H206ZM214 71V70H213ZM250 71H253V70H249V72ZM256 71V70H255ZM255 71H253V72H255ZM22 72V71H21ZM41 72H43V70H39V73H37V76H38V74H41ZM95 72V71H94ZM155 72V71H154ZM189 72H191V71H189ZM230 72V71H229ZM33 73V72H32ZM176 73H178V74H176ZM195 73V72H194ZM193 73V74H194ZM220 73V72H219ZM226 73H228L227 71H226ZM252 73V72H251ZM257 73V72H256ZM24 74V73H23ZM31 74V73H30ZM43 74V73H42ZM45 74V73H44ZM100 74H101V72H100ZM103 74V73H102ZM145 74H146V71H145ZM150 74V73H149ZM153 74H155V73H153ZM188 74V73H187ZM186 74V75H187ZM196 74V73H195ZM224 75H225V73H223ZM27 75V74H26ZM151 75H152V71H151ZM175 75L177 76V77H175ZM190 76L192 75V73L191 74H189ZM198 74H196V76H197ZM199 75H200V73H199ZM202 75V74H201ZM227 75V74H226ZM230 75H232V73L230 74ZM229 75V76H230ZM234 75V74H233ZM253 75V74H252ZM255 75V74H254ZM5 77H6V75H4ZM25 76V75H24ZM28 76V75H27ZM104 76V75H103ZM141 76V75H140ZM249 76H250V74H249ZM9 77V76H8ZM8 77H6L5 79H8ZM39 77V76H38ZM101 77V76H100ZM181 77L183 78V74L181 75ZM180 77V78H181ZM199 77V76H198ZM203 77V76H202ZM214 77V76H213ZM219 77V76H218ZM10 78V77H9ZM25 77H23V79H24ZM45 78V77H44ZM58 78V77H57ZM179 78V79H180ZM190 78H192V77H190ZM226 78V77H225ZM228 78V77H227ZM22 79V77H20L19 78V80H17L15 77H12V78H10L9 80H5V82L4 83H1V91H0V121H2L4 118H6L8 115H9V113H10V107H11V105H10V102H11V100L15 97V99L17 98L16 97V93H15V91L20 87V84H21V81H23V79ZM74 79V78H73ZM113 79V78H112ZM169 79H170V81H169ZM193 79H195V78H192L191 80H188V81H191V83L193 82L192 80ZM4 80V79H3ZM55 80V79H54ZM65 80V79H64ZM132 80V79H131ZM183 80V79H182ZM196 80V79H195ZM199 80V79H198ZM208 80V79H207ZM222 80V79H221ZM168 81V82H167ZM179 81H181V80H179ZM187 81V82H188ZM216 81V80H215ZM214 81V82H215ZM218 81V80H217ZM224 81V80H223ZM233 81H234V79H233ZM56 82H57V80H56ZM167 82V83H166ZM184 82V81H183ZM195 82V81H194ZM198 82V81H197ZM203 82V81H202ZM222 82V81H221ZM229 82V81H228ZM235 82V81H234ZM60 83V82H59ZM91 83H93V82H91ZM110 83V82H109ZM173 83V82H172ZM224 83H226V82H224ZM233 83V82H232ZM57 84V83H56ZM62 84V83H61ZM174 84V83H173ZM178 84V83H177ZM182 84V83H181ZM202 84V83H201ZM217 84H219V83H217ZM69 85V86H68ZM109 85V84H108ZM180 85V84H179ZM183 85V84H182ZM186 85H187V83H186ZM214 85V84H213ZM263 85V84H262ZM55 86V85H54ZM104 86V85H103ZM156 86V87H157ZM172 85H170L169 86V88H168V91L167 92H169V89L170 90H172L171 87ZM175 86V85H174ZM192 86V85H191ZM217 86V85H216ZM234 86V85H233ZM237 86V85H236ZM61 87V85H60V87L59 88H62ZM69 87V88H68ZM72 87V86H71ZM105 87V86H104ZM107 87V86H106ZM181 87V86H180ZM183 87V86H182ZM181 87V88H182ZM184 87H185V85H184ZM187 87V86H186ZM193 87V86H192ZM227 87V86H226ZM66 88L68 89V90H71V92L70 91H68V92H66ZM84 88V89H83ZM93 88V87H92ZM102 88V87H101ZM111 88V89H112ZM121 88H125L124 90H125V92L124 93H119V91L121 90ZM176 88V87H175ZM174 88V89H175ZM189 88V87H188ZM228 88H229V86H228ZM239 88V87H238ZM94 89V88H93ZM146 89H145V91H146ZM151 89V88H150ZM149 89V90H150ZM154 89V90H155ZM178 89H180V88H178ZM205 89V88H204ZM219 89H220V87H219ZM222 89V88H221ZM224 89V88H223ZM226 89V88H225ZM232 89H234L233 87H232ZM23 90V89H22ZM40 90V89H39ZM104 90V89H103ZM138 90V93L140 92V93H142V92H144V91H139ZM148 90V91H149ZM155 90V91H156ZM181 90V89H180ZM187 90V89H186ZM190 90V89H189ZM231 90V89H230ZM21 91V90H20ZM44 91V90H43ZM48 91V90H47ZM155 91H151L150 92V95H151V93L153 94ZM188 91V90H187ZM262 91V90H261ZM41 92V91H40ZM100 92V91H99ZM104 92H105V90H104ZM112 92V91H111ZM113 92H115V91H113ZM147 92V91H146ZM146 92H145V94H146ZM160 92H161V90H160ZM166 92V91H165ZM166 92V93H167ZM170 92H173V91H170ZM169 92V93H170ZM175 92V91H174ZM183 92V91H182ZM185 92V91H184ZM198 92V91H197ZM207 92V91H206ZM208 92H209V90H208ZM207 92V93H208ZM222 92V91H221ZM227 92V91H226ZM264 92V91H263ZM25 93V92H24ZM82 93V92H81ZM83 93H85V92H83ZM93 93V92H92ZM103 93V92H102ZM110 93V92H109ZM153 94V95H151L152 97H147V98H145L143 101H142V103L140 104V107H138L137 108V110L134 108L133 110H135V112H133L132 114H133V116L135 115L136 116V114L138 113V112H140L141 114L142 113H151L152 112V110H154V108H155V106L157 105L158 106V104L160 103V101L162 100V97H160V95L162 94ZM164 93V92H163ZM165 93V94H166ZM168 93V94H169ZM189 93V92H188ZM196 93V92H195ZM210 93H211V91H210ZM212 93H214L213 91H212ZM228 93V92H227ZM17 94H18V91H17ZM144 94V93H143ZM144 94V95H145ZM171 94V93H170ZM174 94V93H173ZM173 94H171L172 96H173ZM176 94V93H175ZM175 94H174V97L176 98L177 97V95L175 96ZM198 94V93H197ZM219 94V93H218ZM263 94V93H262ZM84 95H86V94H84ZM113 95V94H112ZM143 95V96H144ZM154 95H156V96H154ZM164 95V94H163ZM180 95V94H179ZM215 95V94H214ZM224 95V94H223ZM231 95V94H230ZM21 96H22V94H21ZM21 96H20V98H21ZM26 96V95H25ZM83 96V95H82ZM87 96V95H86ZM157 96H159L161 99H159V98H157ZM185 96V95H184ZM190 96H192V95H190ZM205 96H207V95H205ZM232 96V95H231ZM95 97V96H94ZM165 98H167L168 99V97H166V96H164ZM187 97V96H186ZM210 97V96H209ZM227 97V96H226ZM79 98V97H78ZM98 98V97H97ZM103 98V97H102ZM170 98V97H169ZM175 98H173V99H175ZM181 98H183V97H181ZM180 98V99H181ZM190 98V97H189ZM206 98V97H205ZM204 98V99H205ZM260 98H262V97H260ZM21 99H24V98H21ZM80 99V98H79ZM92 99H93V97H92ZM114 99V98H113ZM115 99V100H116ZM120 99H122V98H120ZM172 99V100H173ZM178 99V101H179V98H177ZM189 100V101H191L190 99H188V98H185V100ZM220 99H221V97H220ZM219 99V100H220ZM231 99V98H230ZM230 99H228V100H230ZM258 99V98H257ZM100 100V99H99ZM165 100V99H164ZM170 100H171V98H170ZM169 100V101H170ZM171 100V101H172ZM184 100V101H185ZM194 100V99H193ZM218 100V99H217ZM224 100H226V99H224ZM262 100V99H261ZM261 100H260V102H261ZM16 101V100H15ZM25 101V100H24ZM101 101V100H100ZM169 101H167V103L169 102ZM170 101V102H171ZM181 101H183V100H181ZM180 101V102H181ZM183 101V103H186V102H188L189 103V101H186V102H184ZM215 101V100H214ZM223 101V100H222ZM221 101V102H222ZM227 101V100H226ZM264 101V100H263ZM20 102H22L21 100H20ZM78 102V101H77ZM114 102V101H113ZM177 102V101H176ZM192 102V101H191ZM200 102V101H199ZM217 102H220V101H217ZM11 103H14L13 101L11 102ZM17 103H19L18 101H17ZM17 103H16V105H17ZM117 103V102H116ZM122 103V102H121ZM131 103V102H130ZM162 103V102H161ZM160 103V104H161ZM164 103H165V101H164ZM164 103H163V105H164ZM182 103V104H183ZM202 103H203V101H202ZM212 103V102H211ZM229 103V102H228ZM83 104V103H82ZM118 104V103H117ZM127 104V103H126ZM173 104V103H172ZM177 104V103H176ZM175 104V105H176ZM198 104V103H197ZM206 104V103H205ZM208 104V103H207ZM210 104V103H209ZM215 104V103H214ZM221 104V103H220ZM219 104V105H220ZM227 104V103H226ZM230 104V103H229ZM255 104H257V103H255ZM255 104H254V106H255ZM261 104H263V103H261ZM260 104V105H261ZM10 105V106H9ZM15 105V104H14ZM14 105H12V106H14ZM116 105V104H115ZM132 105V104H131ZM130 105V106H131ZM192 105V104H191ZM202 105H204V104H202ZM201 105V106H202ZM258 105V104H257ZM256 105V106H257ZM75 106V105H74ZM117 106V105H116ZM133 106V105H132ZM131 106V107H132ZM156 106V107H157ZM160 106V105H159ZM158 106V107H159ZM183 106V105H182ZM190 106V105H189ZM194 106V105H193ZM196 106V105H195ZM218 106V105H217ZM220 106H222V105H220ZM226 106V105H225ZM228 106V105H227ZM264 106V105H263ZM3 107H9L10 109H7V110H5L4 109V111H3ZM88 107V106H87ZM135 107V106H134ZM137 107V106H136ZM170 107V106H169ZM168 107V108H169ZM181 107V106H180ZM200 106H198V108H199ZM224 107V106H223ZM13 108V107H12ZM44 108V107H43ZM81 108V107H80ZM196 108H197V106H196ZM197 108V109H198ZM201 108V107H200ZM255 108V107H254ZM71 109V108H70ZM118 109V108H117ZM208 109V108H207ZM218 109V108H217ZM220 109V108H219ZM223 108H221V110H222ZM84 110V109H83ZM224 110V109H223ZM61 111V112H60ZM121 111V110H120ZM182 111V110H181ZM186 111V110H185ZM190 111V110H189ZM201 111V110H200ZM203 111V110H202ZM207 111V110H206ZM227 111V110H226ZM226 111H225V113H226ZM231 111V110H230ZM252 111H254V110H252ZM194 112H198L197 110L196 111H194ZM205 112V111H204ZM212 112V111H211ZM214 112V111H213ZM223 112V111H222ZM30 113V112H29ZM68 113V112H67ZM155 113V112H154ZM181 113V112H180ZM184 113V112H183ZM191 113V112H190ZM193 113V112H192ZM224 113V112H223ZM224 113V114H225ZM231 113V112H230ZM251 113V112H250ZM32 114V115H33ZM43 114V113H42ZM55 114V115H54ZM64 114H65V112H64ZM76 114V113H75ZM124 114V113H123ZM139 114V113H138ZM198 114V113H197ZM199 114H200V112H199ZM204 114V113H203ZM202 114V115H203ZM228 114H229V110H228ZM232 114V113H231ZM255 114H257V112L255 113ZM66 115V114H65ZM81 115V114H80ZM150 115H152V117H153V114H149V116ZM160 115V114H159ZM187 115H189V112H188V114ZM240 115V114H239ZM247 114H245L244 116H246ZM253 115V114H252ZM83 116V115H82ZM129 116H131V115H129ZM145 116H146V114H145ZM195 115H193L192 117H194ZM224 116H227L226 114L224 115ZM243 116V117H244ZM248 116V115H247ZM24 117V116H23ZM40 117V116H39ZM155 117V116H154ZM185 117H187V116H185ZM184 117V118H185ZM190 117L191 116H189V117H187V119L186 120H189L190 119ZM197 117V116H196ZM203 117V116H202ZM204 117H206V116H204ZM239 116H237V118H238ZM241 117H242V115H241ZM256 117V116H255ZM73 118V117H72ZM128 118V117H127ZM135 118V117H134ZM148 118V117H147ZM180 118V117H179ZM201 118V117H200ZM39 119V118H38ZM48 119V118H47ZM46 119V120H47ZM54 119V118H53ZM65 119V118H64ZM149 120H150V118H148ZM184 119V120H185ZM196 119V118H195ZM205 119V118H204ZM233 119V118H232ZM239 119V118H238ZM249 119H251V118H249ZM18 120H20V119H18ZM33 120V119H32ZM43 120V119H42ZM49 120H51V119H49ZM56 120V119H55ZM157 120H159V119H157ZM181 120H183V119H180V120H178V121H181ZM198 120V119H197ZM200 120V119H199ZM207 120V119H206ZM230 120V119H229ZM228 120V121H229ZM236 120V119H235ZM241 120V119H240ZM254 120V119H253ZM54 121V120H53ZM153 121V120H152ZM177 121V122H178ZM195 121V120H194ZM194 121H193V123H194ZM201 121H202V118H201ZM234 121V120H233ZM252 121V120H251ZM36 121H33V123H31L30 124V129L32 130V133L34 132L35 133V135L36 134H38V129H37V127L38 126H36L37 124L35 123ZM187 123H188V121H186ZM191 122H192V120H191ZM236 122H238V120L236 121ZM240 122V121H239ZM5 123V122H4ZM155 123V122H154ZM181 123V122H180ZM184 123V122H183ZM196 123V122H195ZM204 123V122H203ZM225 123V122H224ZM229 123V122H228ZM16 124V123H15ZM23 124V123H22ZM76 124V123H75ZM138 124V123H137ZM179 124V123H178ZM186 124V123H185ZM197 124V123H196ZM242 124H243V121H242ZM79 125V124H78ZM78 125L76 126V127H78ZM181 125V124H180ZM183 125V124H182ZM180 126V127H183V126ZM189 125H190V123H189ZM195 125V124H194ZM201 125H202V123H201ZM239 125V124H238ZM141 126V125H140ZM146 126V125H145ZM144 126V127H145ZM176 128H177V125H174ZM20 127V126H19ZM42 127V126H41ZM73 127V126H72ZM84 127V126H83ZM179 127V128H180ZM184 127H186V126H184ZM51 128V127H50ZM80 128V127H79ZM82 128V127H81ZM85 128V127H84ZM84 128H83V132H84ZM140 128V127H139ZM143 128V127H142ZM157 128V127H156ZM197 128V127H196ZM240 128V127H239ZM20 129V128H19ZM29 129V131H31ZM148 129V128H147ZM160 129H162V128H159V130ZM168 129V128H167ZM170 129V128H169ZM27 130V129H26ZM41 130V129H40ZM43 130V129H42ZM66 130V129H65ZM79 130H81V129H79ZM176 130V129H175ZM181 130H182V128H181ZM243 130H244V128H243ZM9 131V130H8ZM14 131V130H13ZM15 131H16V129H15ZM18 131V130H17ZM49 131V130H48ZM55 131V130H54ZM177 131V130H176ZM184 131H185V128H184ZM189 131V130H188ZM196 131V130H195ZM201 131V130H200ZM202 131H203V129H202ZM246 131V130H245ZM253 131V130H252ZM26 132H28V131H26ZM93 132V131H92ZM98 132V131H97ZM155 132V131H154ZM173 132V131H172ZM181 132V131H180ZM179 131H178V133H180ZM183 132V131H182ZM187 131H185V135L186 134H188V133H186ZM191 132V131H190ZM13 133H14V135H13ZM13 133H11L12 134V138L14 137V136H16V135H19V132H13ZM31 132H29V133H27V134H29L28 136H30L31 137V134H32ZM39 133H41V132H39ZM55 133V132H54ZM194 133V132H193ZM197 133V132H196ZM238 133V132H237ZM68 134V133H67ZM79 134V133H78ZM86 134V133H85ZM88 134L90 135V133L88 132ZM157 134H159V133H157ZM175 134V133H174ZM184 134V133H183ZM199 134V133H198ZM245 134V133H244ZM10 136V133H8L7 135H3V136H5V140H6V136ZM21 136H22V134H20ZM19 135V136H20ZM33 135V134H32ZM45 135V134H44ZM43 134L41 135V134H39V135H37L36 137H38L39 138V141H41L42 143H40V144H38V143H36V144H34V145H32V147H31V151L29 152V153H26L25 152V155L26 156H24L23 154L24 153H19V151H18V147H17V143H16V140H17V142L18 141H20L19 139H22V137H16L14 140L12 139V138H8V140H9V142H12V144H10V145H12L13 147H10L11 148V154L10 155H6L7 157H5L6 158V160H9L10 159V156H11V159L12 160H14V163H16L17 165H19L18 164V162H20L21 160H22V162H23V157H25L26 158V160H28L31 156H32V153L34 152V151H38L40 154H41V159H40V161H37L36 163H35V165L34 166H32L31 168H34L35 169V171H36V168L39 166V167H41L40 165L41 164H44L45 162V160H46V158H48V157H46V155L48 154V153H52V152H46L45 151V146H46V144H47V141L45 140V139H47V138H45L46 136H44ZM52 135V134H51ZM58 135V134H57ZM63 135V134H62ZM72 135V134H71ZM82 135V134H81ZM81 135L79 136V137H81ZM99 135V134H98ZM97 135V136H98ZM178 134H176V136H177ZM185 135H183V137L185 136ZM189 135V134H188ZM193 134H191V136H192ZM255 135V134H254ZM27 136V135H26ZM25 136V137H26ZM27 136V137H28ZM66 136V135H65ZM88 136V135H87ZM92 136V135H91ZM94 136V135H93ZM96 136V137H97ZM175 136V135H174ZM173 136V137H174ZM175 136V138H176V143H173L176 147H180V145H181V143L183 142V137H181V143H180V139L178 140L177 139V137ZM191 136H189L188 138H191ZM194 136V135H193ZM200 136V135H199ZM2 137V136H1ZM11 137V136H10ZM24 137V136H23ZM23 138V139H26V138ZM101 137H103V136H101ZM178 137H180V136H178ZM186 137V136H185ZM198 137V136H197ZM2 138H4V137H2ZM29 138V137H28ZM27 138V139H28ZM63 138V137H62ZM90 138V137H89ZM94 138V137H93ZM171 138H172V135H171ZM170 138V139H171ZM187 138V137H186ZM202 138V137H201ZM12 139V140H11ZM30 139V138H29ZM32 139H33V137H32ZM68 139V138H67ZM80 139V138H79ZM102 139V138H101ZM173 139V138H172ZM183 139V140H182ZM192 139V138H191ZM2 140V139H1ZM0 140V141H1ZM4 140V141H5ZM7 140V141H8ZM11 140V141H10ZM55 140V139H54ZM53 140V141H54ZM63 140V139H62ZM77 140V139H76ZM91 140H92V137H91ZM174 140V139H173ZM173 140H171V141H173ZM193 140V139H192ZM78 141V140H77ZM84 141V140H83ZM93 141V140H92ZM104 141V140H103ZM170 141V142H171ZM186 141V140H185ZM188 141V140H187ZM199 141V140H198ZM28 142V141H27ZM34 142V141H33ZM52 142V141H51ZM91 142V141H90ZM95 142V141H94ZM101 142V141H100ZM167 142V141H166ZM191 142V141H190ZM189 142V143H190ZM197 142V141H196ZM207 142H209V141H207ZM206 142V143H207ZM25 143V142H24ZM188 142H186V144H187ZM188 143V144H189ZM194 143V142H193ZM213 143V142H212ZM211 143V144H212ZM80 144V143H79ZM86 145L88 144V143H85ZM92 144V143H91ZM97 144V143H96ZM109 144V143H108ZM184 144H185V142H184ZM169 145H170V143H169ZM168 145V146H169ZM173 145V146H174ZM207 145V144H206ZM213 145V144H212ZM8 146V145H7ZM60 146V145H59ZM83 146V145H82ZM82 146H80V147H82ZM90 146V145H89ZM182 146H184V145H182ZM191 146H193V145H191ZM196 146V145H195ZM208 146H210L209 144H208ZM56 147V146H55ZM61 147V146H60ZM190 147V146H189ZM199 147V146H198ZM201 147V146H200ZM57 148H59V147H57ZM62 148V147H61ZM109 148V147H108ZM166 148H167V146H166ZM207 148V147H206ZM4 149V148H3ZM53 149H54V147H53ZM90 149V148H89ZM94 149V148H93ZM186 149V148H185ZM198 149V148H197ZM51 150V149H50ZM58 150H60V148L58 149ZM57 150V151H58ZM62 150H63V148H62ZM79 150V149H78ZM210 150V149H209ZM56 151V150H55ZM171 151V150H170ZM177 151V150H176ZM212 151H213V149H212ZM95 152H98V150L97 151H95ZM94 152V153H95ZM101 152V151H100ZM102 152H103V150H102ZM110 152V151H109ZM172 152V151H171ZM181 152H182V149H181ZM201 152V151H200ZM205 152V151H204ZM206 153V152H205ZM212 153V152H211ZM81 154V153H80ZM83 154H85V152H83ZM194 154V153H193ZM199 154V153H198ZM94 155H96V154H94ZM93 155V156H94ZM57 156V155H56ZM97 156V155H96ZM95 156V157H96ZM100 156V155H99ZM216 156V155H215ZM53 157V156H52ZM98 157V156H97ZM101 157V156H100ZM106 157V156H105ZM109 157V156H108ZM44 158H45V160H44ZM50 158V157H49ZM55 158V157H54ZM211 158V157H210ZM31 159V158H30ZM38 159V158H37ZM93 159V158H92ZM103 159V158H102ZM56 160V159H55ZM96 160V159H95ZM218 160V159H217ZM3 161V160H2ZM25 161V160H24ZM47 161H49V159L47 160ZM99 161H100V159H99ZM221 161V160H220ZM6 162V161H5ZM102 162V161H101ZM105 162V161H104ZM23 163H25V162H23ZM29 163V162H28ZM217 163V162H216ZM221 163V162H220ZM13 164V163H12ZM31 164V163H30ZM49 164V163H48ZM89 164V163H88ZM169 164V163H168ZM6 165V164H5ZM4 165V166H5ZM10 165V164H9ZM20 165H21V163H20ZM32 165V164H31ZM46 165V164H45ZM30 166V165H29ZM172 166V165H171ZM178 166H180V165H178ZM6 167H7V165H6ZM11 167V166H10ZM17 167V166H16ZM16 167L14 168V169H16ZM19 167V166H18ZM28 167V166H27ZM38 167V168H39ZM93 167H94V165H93ZM198 167V166H197ZM200 167V166H199ZM198 167V168H199ZM208 167V166H207ZM206 167V168H207ZM20 168H22V167H20ZM43 168H44V166H43ZM175 168V167H174ZM179 168V167H178ZM1 169H2V167H1ZM11 169V168H10ZM29 169V168H28ZM192 169V168H191ZM212 169V168H211ZM21 170V169H20ZM42 170V169H41ZM49 170V169H48ZM175 170V169H174ZM179 170V169H178ZM183 170V169H182ZM187 170V169H186ZM208 170V169H207ZM11 171H13V169L11 170ZM29 171H31V170H29ZM28 171V172H29ZM199 171V170H198ZM197 171V172H198ZM2 172V171H1ZM25 172V171H24ZM23 172V173H24ZM50 172V171H49ZM182 172V171H181ZM212 172V171H211ZM210 172V173H211ZM7 173H9L8 171H7ZM35 173V172H34ZM51 173V172H50ZM195 173V172H194ZM207 173V172H206ZM10 174V173H9ZM25 174V173H24ZM30 174V173H29ZM28 174V175H29ZM38 174V173H37ZM4 174H2V176H3ZM11 175V174H10ZM21 175V174H20ZM27 175V176H28ZM33 175H35V174H33ZM33 175H31V176H33ZM40 175V174H39ZM14 176V175H13ZM25 176V175H24ZM30 176V177H31ZM205 176V175H204ZM22 177H23V175H22ZM21 177V179H23ZM17 178H19V176L17 177ZM17 178H16V180H17ZM32 178V177H31ZM3 180V178L2 177H0V180ZM51 179V178H50ZM204 179V178H203ZM1 180V181H2ZM15 180V179H14ZM14 180H11L12 182L14 181ZM24 180H25V178H24ZM27 180V179H26ZM34 180V179H33ZM45 180V179H44ZM205 180V179H204ZM0 181V182H1ZM5 181V180H4ZM22 181V180H21ZM49 181H51V180H49ZM53 181V180H52ZM29 182V181H28ZM15 183H18V180L15 182ZM26 183V182H25ZM32 183V182H31ZM50 183V182H49ZM8 184H11V183H9L8 182ZM7 183H5V182H3L2 181V183L0 184L3 188H6V186L8 185ZM51 184V183H50ZM23 185V184H22ZM21 185V186H22ZM25 185V184H24ZM29 185V184H28ZM45 185H47V183L45 184ZM14 186V185H13ZM12 186V187H13ZM47 186H49V185H47ZM15 187H18V185L16 186L15 185ZM15 187H13V188H15ZM23 187V186H22ZM27 187H30V186H27ZM26 187V188H27ZM43 188V187H42ZM42 188H41V191H42ZM45 188V187H44ZM47 188H52V187H47ZM13 190V189H12ZM12 190H11V192H12ZM16 190V189H15ZM14 190V191H15ZM20 190H21V188H20ZM28 191H29V189H27ZM26 190V191H27ZM36 190V189H35ZM46 190V189H45ZM52 190V189H51ZM232 190V189H231ZM0 191H3V190H0ZM37 191V190H36ZM50 191V190H49ZM54 191V190H53ZM4 193H6V195H8V196H10L9 194H11L12 195V193H15V192H10V190H9V192L7 191V189H5L4 191H3ZM7 192L9 193V194H7ZM21 192V194H22V191H20ZM19 192V193H20ZM40 192V191H39ZM18 193V194H19ZM36 193V192H35ZM60 192H58V194H59ZM16 194V193H15ZM27 194V193H26ZM25 194V195H26ZM57 194V195H58ZM24 195V194H23ZM31 195H33V193L31 192ZM60 195V194H59ZM1 196V195H0ZM16 196V195H15ZM19 196V195H18ZM29 196V195H28ZM36 196V195H35ZM31 197H33V196H31ZM56 197V196H55ZM65 197V196H64ZM24 198V197H23ZM22 198V199H23ZM29 198V197H28ZM27 198V199H28ZM52 198V197H51ZM53 198H54V196H53ZM4 199V198H3ZM6 199V198H5ZM8 199V198H7ZM12 199V198H11ZM14 199V198H13ZM17 199V198H16ZM36 199H39V198H37L36 197ZM66 199V198H65ZM19 200V199H18ZM54 200V203H52L51 201V205H49V204H47L46 203V201L45 202H43V201H41V202H43V203H41V205H40V207H41V210H42V207H43V209H45V210H42V211H47L49 208H52V207H54V206H57L58 207V205H60L61 203H59L58 205L56 204V203H58L59 202V198H58V201H57V197L56 198H54L53 199ZM9 201V200H8ZM31 201V200H30ZM30 201H28V204H30L29 202ZM64 201V200H63ZM62 201V202H63ZM2 202V201H1ZM10 202V201H9ZM19 202V201H18ZM34 202V201H33ZM35 202H36V200H35ZM2 203H4V202H2ZM8 203V202H7ZM17 203V202H16ZM66 203V202H65ZM10 204V203H9ZM11 204H13V201H11ZM19 203H17V205H18ZM248 204V203H247ZM62 205V204H61ZM61 205H60V207H61ZM1 206V205H0ZM36 206V205H35ZM63 206V205H62ZM20 207V206H19ZM56 207V208H57ZM4 208V207H3ZM5 208H7V207H5ZM14 207H12L11 209H9V210H11V212H12V209H13ZM17 208V207H16ZM55 208V207H54ZM53 208V209H54ZM19 209V208H18ZM38 209H40L39 208V206H38ZM1 210H2V208H1ZM7 211H8V208L6 209ZM20 210V209H19ZM57 210H58V208H57ZM57 210H54V211H57ZM60 210V209H59ZM39 211V210H38ZM49 211H50V209H49ZM4 212V211H3ZM2 212V213H3ZM6 212V211H5ZM21 212H22V210H21ZM35 212V211H34ZM58 212V211H57ZM56 212V213H57ZM7 213V212H6ZM17 213V212H16ZM55 213V212H54ZM54 213L52 214V216H54ZM244 213V212H243ZM19 214V213H18ZM34 214V213H33ZM13 215H14V213H13ZM17 215V214H16ZM22 215V214H21ZM28 215V214H27ZM45 215V214H44ZM51 215V214H50ZM2 216V215H1ZM5 216V215H4ZM15 216V215H14ZM58 216V215H57ZM57 216H55L56 218H57ZM7 217V216H6ZM36 217V216H35ZM55 217H53V218H55ZM3 218V217H2ZM12 218V217H11ZM22 218V217H21ZM31 218V217H30ZM46 218H49V217H46ZM59 218V217H58ZM38 219H39V217H38ZM37 219V220H38ZM41 219V218H40ZM39 219V220H40ZM44 219V218H43ZM2 220V219H1ZM9 221H10V218L8 219ZM8 220H7V223H8ZM11 220H13V218L11 219ZM30 220V219H29ZM29 220H28V223H29ZM50 220V219H49ZM25 221V220H24ZM43 221V220H42ZM57 221V220H56ZM59 221V220H58ZM1 222V221H0ZM4 222V221H3ZM11 222V221H10ZM18 222V221H17ZM16 222V223H17ZM31 222V221H30ZM38 222V221H37ZM52 222V221H51ZM55 222V221H54ZM4 223H6V222H4ZM13 223V222H12ZM60 223V222H59ZM58 223V224H59ZM0 224H2V223H0ZM8 224H10V223H8ZM54 224V223H53ZM57 224V223H56ZM56 224H55V226H56ZM2 225H4V224H2ZM44 225V223L43 224H41L40 226H43ZM46 225V224H45ZM44 225V226H45ZM1 226V225H0ZM5 226V225H4ZM12 226V225H11ZM31 226V225H30ZM33 226V225H32ZM38 226V225H37ZM48 226H50V225H48ZM61 226H62V224H61ZM13 227H15V226H13ZM29 227V226H28ZM27 227V229H29ZM50 227H52V226H50ZM58 227V226H57ZM56 227V229H58ZM65 227V226H64ZM10 227H8V229H9ZM34 228V227H33ZM36 228V227H35ZM34 228V229H35ZM41 227H39L38 228V231L39 232H41L40 233V235L38 236V231H37V238L35 237V239H34V246L35 247H38V249L37 250H41L42 251V253H44L45 255H47V258H48V260H46L45 258H46V256L45 255H37L38 257H32V259H30L31 261L30 262H27L28 261V259H27V261L25 260V262H26V264H43V263H45V264H53L54 263V261H55V264H57V262L59 261V262H61L62 261V259H61V261L60 260H58V259H56V260H58L57 262H56V260L55 259H53V260H51L52 258H49L50 257V252H49V250H50V248H53L54 247V245H56L55 243H53L54 241H52V244H54L53 245V247H50L51 246V242L50 241H48V239L50 240V238H47V237H45L44 235H46V236H49L50 237V235H48V234H46V232H48L46 229V231H43L42 229L43 228H45V227H43V228H41ZM66 228V227H65ZM65 228H63V226H62V229H64V230H66ZM13 229V228H12ZM11 229V230H12ZM37 229V228H36ZM36 229H35V231H36ZM42 230V231H40V230ZM10 230V229H9ZM11 230L9 231V232H11ZM51 230H53V228L51 229ZM5 231H6V229H5ZM13 231V230H12ZM54 231V230H53ZM56 231V230H55ZM14 232H15V230H14ZM50 232V231H49ZM67 232V231H66ZM23 233V232H22ZM28 233V232H27ZM45 233V234H44ZM53 233V232H52ZM31 234V233H30ZM25 235V234H24ZM28 235V234H27ZM34 235H35V233H34ZM43 235V236H42ZM36 236V235H35ZM27 237V236H26ZM25 237V238H26ZM6 238V237H5ZM47 238V239H46ZM0 239H2V236H1V238ZM28 239V238H27ZM27 239L25 240V241H27ZM54 240V239H53ZM57 240V239H56ZM63 241H64V239H62ZM2 241H3V239H2ZM70 241V240H69ZM29 242H31L30 240H29ZM28 242V243H29ZM65 242H67V239H66V241ZM22 243H24V242H22ZM59 243V242H58ZM61 243V242H60ZM59 243V244H60ZM64 243V242H63ZM70 243L71 242H69V245H70ZM33 244V243H32ZM31 244V245H32ZM58 244V245H59ZM68 244V243H67ZM66 245V244H65ZM26 246H28V249H30V247H29V245H27L26 244ZM26 246H24V247H26ZM34 246H33V250L35 251L36 249H34ZM60 246V245H59ZM61 246H62V244H61ZM64 246V245H63ZM71 246V245H70ZM20 248H21V246H20ZM23 248V247H22ZM69 248V247H68ZM28 249H27V251H28ZM55 249V248H54ZM24 250L26 251V249L24 248ZM24 250L23 249H21V251H23L24 252ZM31 250V252H32V249H30ZM56 250V249H55ZM64 250H66V249H64ZM19 251V248H18V242H17V240L14 238V237H12L11 235H10V237H8V235H7V238L6 239H4V241L3 242H1V240H0V264H25V262H23L22 260L24 259H22V257H20V253L18 252ZM26 251V252H27ZM62 251H63V249H62ZM25 252V253H26ZM48 252H49V255H48ZM65 252V251H64ZM28 253V252H27ZM41 253V252H40ZM31 254V253H30ZM32 254H33V252H32ZM31 254V255H32ZM69 254V253H68ZM23 255H25V254H23ZM22 255V256H23ZM34 255V254H33ZM36 255V254H35ZM34 255V256H35ZM56 255V254H55ZM57 255H59V254H57ZM61 255H63V253L61 254ZM26 256V255H25ZM28 256V255H27ZM39 256H41V257H39ZM45 256V257H44ZM53 256V255H52ZM44 258L45 260H44V262L43 263H41V260H40V258ZM55 257V256H54ZM61 257V256H60ZM37 258H39V260L37 259ZM55 258H58L57 256L55 257ZM22 259V260H21ZM60 259V258H59ZM64 260V259H63ZM43 261V260H42ZM61 264H62V262H61ZM67 264V263H66Z\"/></svg>",
  "mask_w": 264,
  "mask_h": 264
},
{
  "label": "crops",
  "instance_id": "3",
  "mask_svg": "<svg viewBox=\"0 0 264 264\" xmlns=\"http://www.w3.org/2000/svg\"><path fill=\"white\" fill-rule=\"evenodd\" d=\"M149 2L150 0H79L76 10L81 16L95 15L106 8L126 14L143 10Z\"/></svg>",
  "mask_w": 264,
  "mask_h": 264
},
{
  "label": "built area",
  "instance_id": "4",
  "mask_svg": "<svg viewBox=\"0 0 264 264\" xmlns=\"http://www.w3.org/2000/svg\"><path fill=\"white\" fill-rule=\"evenodd\" d=\"M111 12H112L111 9L106 8V9L100 10L97 14L99 18L104 19V18H107Z\"/></svg>",
  "mask_w": 264,
  "mask_h": 264
}]
</instances>
